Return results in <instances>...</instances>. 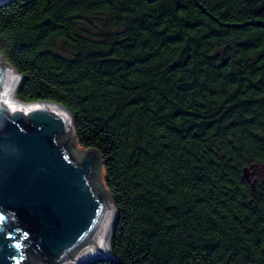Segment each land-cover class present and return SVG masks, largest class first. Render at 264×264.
Segmentation results:
<instances>
[{
	"label": "trees",
	"instance_id": "16d2710c",
	"mask_svg": "<svg viewBox=\"0 0 264 264\" xmlns=\"http://www.w3.org/2000/svg\"><path fill=\"white\" fill-rule=\"evenodd\" d=\"M0 54L102 155L86 264H264V0H10Z\"/></svg>",
	"mask_w": 264,
	"mask_h": 264
},
{
	"label": "water",
	"instance_id": "95a60500",
	"mask_svg": "<svg viewBox=\"0 0 264 264\" xmlns=\"http://www.w3.org/2000/svg\"><path fill=\"white\" fill-rule=\"evenodd\" d=\"M21 78L0 54V264L110 258L117 209L102 155L78 144L65 105L19 99Z\"/></svg>",
	"mask_w": 264,
	"mask_h": 264
},
{
	"label": "bare ground",
	"instance_id": "6f19581e",
	"mask_svg": "<svg viewBox=\"0 0 264 264\" xmlns=\"http://www.w3.org/2000/svg\"><path fill=\"white\" fill-rule=\"evenodd\" d=\"M5 92V88L0 84V96Z\"/></svg>",
	"mask_w": 264,
	"mask_h": 264
}]
</instances>
